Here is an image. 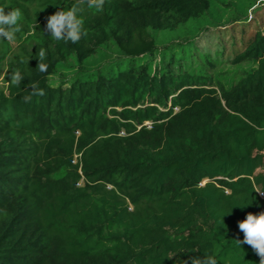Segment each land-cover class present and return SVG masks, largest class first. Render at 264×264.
I'll return each instance as SVG.
<instances>
[{
  "label": "trees",
  "instance_id": "obj_1",
  "mask_svg": "<svg viewBox=\"0 0 264 264\" xmlns=\"http://www.w3.org/2000/svg\"><path fill=\"white\" fill-rule=\"evenodd\" d=\"M211 6L108 0L84 18L89 35L75 44L34 29L24 81L0 93V264H191L206 253L218 264H260L239 245L238 223L264 212V31L235 54L256 67L230 90L133 63L155 50L148 28ZM110 42L130 58L126 70L50 84L71 57L83 63ZM33 84L46 95L26 103Z\"/></svg>",
  "mask_w": 264,
  "mask_h": 264
},
{
  "label": "rangeland",
  "instance_id": "obj_2",
  "mask_svg": "<svg viewBox=\"0 0 264 264\" xmlns=\"http://www.w3.org/2000/svg\"><path fill=\"white\" fill-rule=\"evenodd\" d=\"M211 3L210 10L202 17L162 30L148 28L146 32L154 41L155 50L151 55L136 58L133 63L147 66L151 74L170 69L174 74L212 78L214 86L230 90L246 72L256 67L253 62L234 63V57L257 31H264V0H211ZM0 7H4L5 12L19 8L23 13L16 40L10 43L0 39V55L5 53L0 63V93H7L13 70L31 64L37 47L32 38L34 29L46 27L48 18L62 8L49 0H0ZM94 14L86 11L84 18L94 17ZM129 62L130 58L114 42L105 43L83 63L71 57L49 82L52 86L69 87L77 80L116 75L126 70ZM259 172L264 173V167Z\"/></svg>",
  "mask_w": 264,
  "mask_h": 264
},
{
  "label": "clouds",
  "instance_id": "obj_3",
  "mask_svg": "<svg viewBox=\"0 0 264 264\" xmlns=\"http://www.w3.org/2000/svg\"><path fill=\"white\" fill-rule=\"evenodd\" d=\"M108 0H74V3L67 10L61 9L52 14L47 21L46 29L50 36L56 41L64 43H78L89 35L88 29L85 27L84 13L91 11L93 13H102L105 10ZM23 13L19 8H11L5 12L4 7H0V39L14 42L17 33L21 31ZM39 64L37 69L41 72L47 70L46 51L39 49ZM23 62V61H21ZM25 75L19 70H13L11 73L10 84L19 87L24 81ZM46 95L45 90L37 84L31 85V91L23 99L26 103H30L34 97H42ZM258 193H264L259 192ZM239 230L243 232V241H238L239 245H249L255 253L260 257V264H264V212L260 214L248 213L246 219L238 223ZM173 256H170L171 259ZM191 264H218V260L214 255L206 253L204 258L191 257ZM183 264H188L184 261Z\"/></svg>",
  "mask_w": 264,
  "mask_h": 264
},
{
  "label": "built area",
  "instance_id": "obj_4",
  "mask_svg": "<svg viewBox=\"0 0 264 264\" xmlns=\"http://www.w3.org/2000/svg\"><path fill=\"white\" fill-rule=\"evenodd\" d=\"M262 195V194H261ZM264 197V195H262Z\"/></svg>",
  "mask_w": 264,
  "mask_h": 264
}]
</instances>
